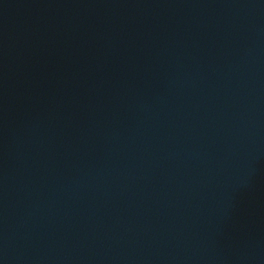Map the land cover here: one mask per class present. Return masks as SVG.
<instances>
[{
    "label": "water",
    "instance_id": "obj_1",
    "mask_svg": "<svg viewBox=\"0 0 264 264\" xmlns=\"http://www.w3.org/2000/svg\"><path fill=\"white\" fill-rule=\"evenodd\" d=\"M0 264H264V0H0Z\"/></svg>",
    "mask_w": 264,
    "mask_h": 264
}]
</instances>
